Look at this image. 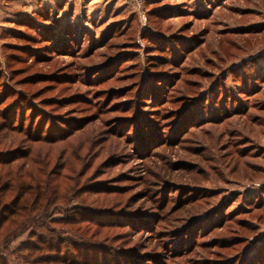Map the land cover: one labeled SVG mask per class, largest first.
Masks as SVG:
<instances>
[{"label": "rangeland", "instance_id": "1", "mask_svg": "<svg viewBox=\"0 0 264 264\" xmlns=\"http://www.w3.org/2000/svg\"><path fill=\"white\" fill-rule=\"evenodd\" d=\"M139 3L0 0V153L108 189L70 203L110 227H52L65 264H264V0Z\"/></svg>", "mask_w": 264, "mask_h": 264}, {"label": "trees", "instance_id": "2", "mask_svg": "<svg viewBox=\"0 0 264 264\" xmlns=\"http://www.w3.org/2000/svg\"><path fill=\"white\" fill-rule=\"evenodd\" d=\"M135 17L137 18V16ZM65 34L69 37L72 36L70 30H66ZM51 39L56 43L58 49L60 47L66 49L68 46L66 39L59 41L52 36ZM70 39L77 41L78 38L76 36L75 38L70 37ZM148 93L151 94V92ZM21 117L20 115V121ZM19 127H21V123L18 125ZM60 131L62 132V130ZM27 133L30 142L31 140L34 141L33 143L51 141L48 137H33L29 126ZM65 137L64 134L59 138H54L50 143L56 144L66 139ZM31 154V149L19 148H14L8 153H0V237L6 239L13 234V238H16L17 235L27 232L26 240L14 252L26 251L30 255L37 253L38 258L33 259L34 263L25 262L22 259L24 262L22 264H65L67 258L62 256L66 254L62 251L64 240L59 239V234L52 227L66 225L79 227L80 222L95 225L99 229L110 227L111 222H101L99 215H96L99 211L96 209L98 208L97 203L91 202L90 205H94L92 210L85 205V199H82L76 206H71L70 203L73 199L81 198L83 194H105L108 189L93 188L91 190L88 187L78 189L75 181L69 180L73 181V184L65 188L66 191H64L61 189V185L63 179L66 180V178L61 175V166L55 165L49 172L48 168L52 159L49 158L45 160L46 162H37L34 161ZM89 212L98 218L85 216ZM55 214H61V217L54 218ZM81 238L83 241L84 237ZM88 243L89 241L86 246L95 249L92 246L93 242L90 246ZM18 258L19 256H16V259ZM0 260V264H3L1 258ZM5 263L8 264L7 261ZM12 264L21 263L15 261Z\"/></svg>", "mask_w": 264, "mask_h": 264}, {"label": "crops", "instance_id": "3", "mask_svg": "<svg viewBox=\"0 0 264 264\" xmlns=\"http://www.w3.org/2000/svg\"><path fill=\"white\" fill-rule=\"evenodd\" d=\"M40 1H41V4H42V5L45 4L47 7L50 6V5H51V6H54V7H55V6H59V5H56L57 2H58L59 0H40ZM67 1H68V0H67Z\"/></svg>", "mask_w": 264, "mask_h": 264}, {"label": "built area", "instance_id": "4", "mask_svg": "<svg viewBox=\"0 0 264 264\" xmlns=\"http://www.w3.org/2000/svg\"><path fill=\"white\" fill-rule=\"evenodd\" d=\"M60 1V0H59ZM140 0H131L132 6L134 7L135 5L139 6Z\"/></svg>", "mask_w": 264, "mask_h": 264}]
</instances>
